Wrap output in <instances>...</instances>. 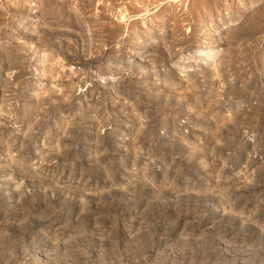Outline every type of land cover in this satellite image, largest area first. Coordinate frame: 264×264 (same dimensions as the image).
Returning a JSON list of instances; mask_svg holds the SVG:
<instances>
[{
  "label": "rangeland",
  "instance_id": "374dc122",
  "mask_svg": "<svg viewBox=\"0 0 264 264\" xmlns=\"http://www.w3.org/2000/svg\"><path fill=\"white\" fill-rule=\"evenodd\" d=\"M0 264H264V0H0Z\"/></svg>",
  "mask_w": 264,
  "mask_h": 264
}]
</instances>
